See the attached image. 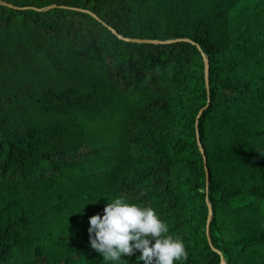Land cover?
I'll return each instance as SVG.
<instances>
[{
	"label": "trees",
	"instance_id": "trees-1",
	"mask_svg": "<svg viewBox=\"0 0 264 264\" xmlns=\"http://www.w3.org/2000/svg\"><path fill=\"white\" fill-rule=\"evenodd\" d=\"M120 197L264 264V0H0V264H144L90 245Z\"/></svg>",
	"mask_w": 264,
	"mask_h": 264
},
{
	"label": "clouds",
	"instance_id": "clouds-1",
	"mask_svg": "<svg viewBox=\"0 0 264 264\" xmlns=\"http://www.w3.org/2000/svg\"><path fill=\"white\" fill-rule=\"evenodd\" d=\"M88 229L92 249L104 260L141 253L144 264H176L186 260L183 240L169 234L168 225L151 207L116 198L104 207V215H93Z\"/></svg>",
	"mask_w": 264,
	"mask_h": 264
}]
</instances>
